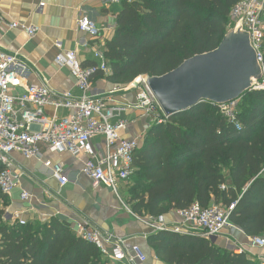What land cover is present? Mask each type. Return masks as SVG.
Instances as JSON below:
<instances>
[{
	"label": "trees",
	"instance_id": "obj_1",
	"mask_svg": "<svg viewBox=\"0 0 264 264\" xmlns=\"http://www.w3.org/2000/svg\"><path fill=\"white\" fill-rule=\"evenodd\" d=\"M242 1L122 0L114 34L106 39L110 74L97 69L99 62L83 68H96L92 83L106 80L121 87L143 76L166 75L216 50L234 28L231 12ZM238 108L241 132L213 104L152 123L127 183L131 210L158 217L196 203L204 209L237 203L232 226L249 239H264V91L247 92ZM4 169L0 164V174ZM147 244L165 264H261L197 235L160 232L148 236ZM0 264L111 263L67 220L21 226L0 213Z\"/></svg>",
	"mask_w": 264,
	"mask_h": 264
},
{
	"label": "built area",
	"instance_id": "obj_2",
	"mask_svg": "<svg viewBox=\"0 0 264 264\" xmlns=\"http://www.w3.org/2000/svg\"><path fill=\"white\" fill-rule=\"evenodd\" d=\"M111 2L121 5L122 0ZM231 19L234 27L240 25L250 35L251 45L261 67V80L251 91H264V0H243L232 10ZM78 26L91 37H99V30L88 18L80 19ZM11 28L20 29L30 37L38 32L36 27L18 23H13ZM93 50L99 61L97 69L109 75L105 49L94 45ZM56 62L67 68L76 79L81 92L79 97L70 92L56 94L47 85H31L18 93V89L23 88L20 79L23 65L18 54H9L0 49V164L5 167L0 174V191L10 196L17 186L18 177L14 171L12 155L20 153L27 159H42L41 146L46 145L52 152L85 155L87 159L82 173L92 181L95 188L105 186L118 195L120 185L131 181L134 175V156L140 148L139 140L123 138L122 133L130 123L121 117L122 112L129 108L142 110L157 124H164L168 117L146 82L140 78L136 80L140 82L137 103L134 106H121L113 98L115 92L106 95L94 93L90 76L96 68L84 69L76 53L64 52L56 58ZM128 87H133V84ZM237 103L235 101L218 107L228 122L241 132L242 126L236 121ZM48 107L54 108L53 116L46 114L45 109ZM62 110H67L68 114L59 116ZM95 138H103L105 142L102 153L92 146L91 142ZM45 166L51 170L53 178L61 187L69 183L61 165L46 161ZM29 197L28 193H22V199L28 200ZM236 205L237 203L229 207L214 205L204 209L196 203L189 209L178 212L181 223L177 225L166 223L164 216L141 217L132 213L149 229L146 238L160 232H172L218 240L223 237L226 229L232 227L230 215ZM13 218L21 226L28 224L21 213H15ZM73 226L77 236L96 246L111 264L125 261L131 263L136 259L146 261L139 247H133L132 252L127 250L126 238L103 231L89 219L81 218ZM250 240L253 247H264L263 238Z\"/></svg>",
	"mask_w": 264,
	"mask_h": 264
},
{
	"label": "crops",
	"instance_id": "obj_3",
	"mask_svg": "<svg viewBox=\"0 0 264 264\" xmlns=\"http://www.w3.org/2000/svg\"><path fill=\"white\" fill-rule=\"evenodd\" d=\"M120 12L121 5L112 4L111 0H0V49L18 54L23 65L20 71L23 88L17 92H23L31 85H47L56 94L70 92L79 97L81 92L76 79L67 68L57 64L56 58L70 51L77 54L82 65L99 62L93 47L105 49L106 39L113 36L116 16ZM84 17L96 25L98 38L79 29L78 22ZM13 23L36 27L38 32L30 37L20 29L11 28ZM93 89L97 95L115 92L113 98L121 106H134L138 100V88L116 86L106 80L93 82ZM45 112L48 116L55 114L52 107L46 108ZM67 114V110L59 112V116ZM121 117L130 123L122 133L123 138L139 140L141 146L152 126L151 118L133 108L123 111ZM91 143L101 153L105 150L103 138H95ZM41 151L42 159H27L20 153L12 155L17 186L10 196L0 191V213H4L6 221L15 223V213H21L28 223L58 217L75 225L81 218H86L103 231L126 238L127 250L132 252L137 246L146 258L145 262L136 259L118 264H165L149 248L145 237L149 229L133 215L124 198L128 197L127 183L120 185L118 195L105 186L95 188L82 173L85 155L52 152L46 145L41 146ZM46 161L64 168L69 179L66 186L61 187L53 178L51 170L45 166ZM23 192L30 195L28 200L22 199ZM164 218L169 225L181 223L178 212H170ZM216 242L235 253H247L264 264V247H253L251 240L233 226Z\"/></svg>",
	"mask_w": 264,
	"mask_h": 264
},
{
	"label": "water",
	"instance_id": "obj_4",
	"mask_svg": "<svg viewBox=\"0 0 264 264\" xmlns=\"http://www.w3.org/2000/svg\"><path fill=\"white\" fill-rule=\"evenodd\" d=\"M262 71L250 35L240 25L231 29L219 47L185 61L160 76H143L168 118L198 105L239 101L261 80ZM139 81L133 83L134 88ZM215 243L216 239H212Z\"/></svg>",
	"mask_w": 264,
	"mask_h": 264
},
{
	"label": "rangeland",
	"instance_id": "obj_5",
	"mask_svg": "<svg viewBox=\"0 0 264 264\" xmlns=\"http://www.w3.org/2000/svg\"><path fill=\"white\" fill-rule=\"evenodd\" d=\"M237 108H238V103H237ZM236 108V112H237V110L239 111V108L237 109ZM124 198H125V200H127L128 199V197L126 198V196H124ZM238 254H240V252H237Z\"/></svg>",
	"mask_w": 264,
	"mask_h": 264
}]
</instances>
